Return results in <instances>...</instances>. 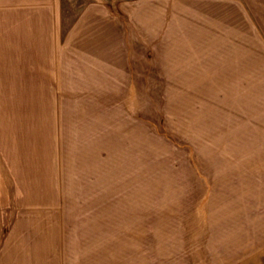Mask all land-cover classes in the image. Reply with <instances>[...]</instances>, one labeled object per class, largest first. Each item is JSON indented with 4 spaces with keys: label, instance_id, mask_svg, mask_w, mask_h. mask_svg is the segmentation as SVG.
Masks as SVG:
<instances>
[{
    "label": "rangeland",
    "instance_id": "1",
    "mask_svg": "<svg viewBox=\"0 0 264 264\" xmlns=\"http://www.w3.org/2000/svg\"><path fill=\"white\" fill-rule=\"evenodd\" d=\"M63 1L31 48L0 24V264L239 261L264 233V0L153 54Z\"/></svg>",
    "mask_w": 264,
    "mask_h": 264
},
{
    "label": "crops",
    "instance_id": "2",
    "mask_svg": "<svg viewBox=\"0 0 264 264\" xmlns=\"http://www.w3.org/2000/svg\"><path fill=\"white\" fill-rule=\"evenodd\" d=\"M230 2V0H94L82 7V24L88 26V30L92 28L90 30L95 33L92 38L109 40L110 48H117L118 40L126 38L125 35L130 37L126 39L134 38L136 42L141 40L136 45L146 54H153L152 49L164 51L167 48V40L169 42L174 40L175 46L199 48L203 42L199 32L207 29L202 23L209 18V9ZM0 6L4 9L0 16L1 26L3 23L9 26L18 24L15 26L13 37L31 40L28 45L25 44L27 48L33 47L34 39L45 37L52 39L58 37L60 33L55 29L60 28L64 17L63 0H0ZM199 21L202 23L196 27L195 23ZM36 24L44 25L39 29V25ZM195 31L197 35L194 34ZM181 32H184L185 36L182 37L183 41L180 44ZM169 47L175 48L170 43ZM256 236L261 238L260 244L240 249L239 261L233 264H264V233Z\"/></svg>",
    "mask_w": 264,
    "mask_h": 264
}]
</instances>
